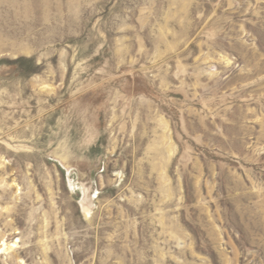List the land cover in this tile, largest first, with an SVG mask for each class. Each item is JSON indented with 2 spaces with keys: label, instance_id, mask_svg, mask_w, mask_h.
Instances as JSON below:
<instances>
[{
  "label": "rangeland",
  "instance_id": "374dc122",
  "mask_svg": "<svg viewBox=\"0 0 264 264\" xmlns=\"http://www.w3.org/2000/svg\"><path fill=\"white\" fill-rule=\"evenodd\" d=\"M0 264H264V0H0Z\"/></svg>",
  "mask_w": 264,
  "mask_h": 264
},
{
  "label": "bare ground",
  "instance_id": "6f19581e",
  "mask_svg": "<svg viewBox=\"0 0 264 264\" xmlns=\"http://www.w3.org/2000/svg\"><path fill=\"white\" fill-rule=\"evenodd\" d=\"M86 188H88V187H86ZM85 210H87V209H85Z\"/></svg>",
  "mask_w": 264,
  "mask_h": 264
}]
</instances>
